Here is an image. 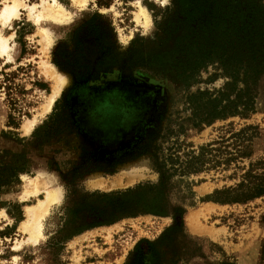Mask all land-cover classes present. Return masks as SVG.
Wrapping results in <instances>:
<instances>
[{"label": "rangeland", "instance_id": "obj_1", "mask_svg": "<svg viewBox=\"0 0 264 264\" xmlns=\"http://www.w3.org/2000/svg\"><path fill=\"white\" fill-rule=\"evenodd\" d=\"M43 1L52 2L19 0L16 17L0 21L10 45L0 56V264H264V193L205 200L251 163L264 170V74L250 87L246 116L196 125L200 93L217 94L231 80L209 65L185 81L157 59L174 38L160 24L170 0H56L69 12L60 23L35 17ZM139 7L147 18H135ZM54 69L67 83L43 110ZM243 88L236 82L230 98ZM34 176L51 182L23 193ZM161 181L166 215H127L62 238L65 208L85 193ZM54 187L61 196L40 218L41 236L28 240L25 207ZM80 211L73 227L98 220ZM180 220L181 230L167 232Z\"/></svg>", "mask_w": 264, "mask_h": 264}, {"label": "trees", "instance_id": "obj_2", "mask_svg": "<svg viewBox=\"0 0 264 264\" xmlns=\"http://www.w3.org/2000/svg\"><path fill=\"white\" fill-rule=\"evenodd\" d=\"M111 1L95 0V3L99 7L109 6ZM148 7L153 9L149 4ZM163 12L160 24L163 31L173 34L174 38L171 48L157 56L158 60H163L162 65L175 68L185 81L195 77L200 69L215 65L231 80L217 94L200 93L206 95V99L200 96V102L194 106V116L198 119L195 124H210L215 119L233 115L246 116L253 110L250 87L264 74V0H170ZM238 81L244 88L230 98L233 90L229 88ZM7 117L9 124L18 123L11 114ZM249 154L246 152L245 156ZM258 164L261 162L251 163L236 184L215 189L205 200L245 202L263 194L264 170H258ZM163 188L161 181L160 184H137L110 192L85 193L86 198L65 208L62 238L127 215L164 216L167 208ZM80 209L88 210L98 220L81 221L73 227ZM181 213H174V218H181ZM181 227L180 220L167 232L181 230ZM167 232L162 236L169 234Z\"/></svg>", "mask_w": 264, "mask_h": 264}, {"label": "bare ground", "instance_id": "obj_3", "mask_svg": "<svg viewBox=\"0 0 264 264\" xmlns=\"http://www.w3.org/2000/svg\"><path fill=\"white\" fill-rule=\"evenodd\" d=\"M44 5L41 9L35 13V17L38 19L40 17H44L50 21L55 23L64 22L69 18V12L64 9L62 5L56 2V0L43 1ZM75 2L80 3L83 0H75ZM20 4L19 0H12V2L3 3L0 9V21L6 22L11 17H16L18 12V5ZM29 12H33L35 5H27ZM139 15H143L145 18L148 17L145 9L143 7H139L137 12L135 13V18L138 19ZM146 24V20L144 21ZM44 30L43 28L41 29ZM45 39L48 38L47 35H44ZM9 48L10 45L7 42V39L0 34V56L6 55L9 57ZM54 72V73H53ZM53 78L55 80V84L53 86L52 92L46 100L44 104L43 110L48 109L49 105L53 101V97L58 92V90L67 83V77L61 72L54 69L52 71ZM34 123V119H28L25 123L22 124V128L24 132H28L31 129L32 124ZM51 182L47 179H39V177L34 176L31 178H27L25 182V188L23 193H36L38 192L42 186V183ZM53 182V181H52ZM95 184V183H94ZM44 195L42 198H37V201L33 204L26 205V218L21 221V229L27 231L29 236L28 240H36L41 236L40 231V218L45 215L48 211L49 205L58 200L61 196V191L57 188H45L43 189ZM21 193V192H20Z\"/></svg>", "mask_w": 264, "mask_h": 264}]
</instances>
